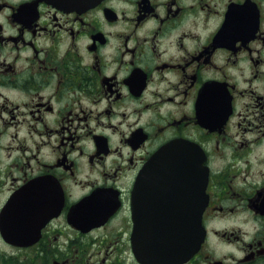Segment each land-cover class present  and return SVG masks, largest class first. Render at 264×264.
<instances>
[{
    "label": "flooded vegetation",
    "instance_id": "1",
    "mask_svg": "<svg viewBox=\"0 0 264 264\" xmlns=\"http://www.w3.org/2000/svg\"><path fill=\"white\" fill-rule=\"evenodd\" d=\"M70 1L0 0V264H141L159 150L183 264H264V0Z\"/></svg>",
    "mask_w": 264,
    "mask_h": 264
},
{
    "label": "water",
    "instance_id": "2",
    "mask_svg": "<svg viewBox=\"0 0 264 264\" xmlns=\"http://www.w3.org/2000/svg\"><path fill=\"white\" fill-rule=\"evenodd\" d=\"M52 3H63L65 0H46ZM100 0H71L72 4L91 7ZM196 198L191 202V212L184 222L177 220H160V150L145 164L137 178L138 197H146L142 191L149 190V216L138 218V226L148 222L149 231L142 236H136L138 243L133 254L141 264H182L190 259L199 249L204 239L202 213L207 200L203 195L205 173L200 169L196 172ZM140 238L143 239L141 243ZM144 248V250H142Z\"/></svg>",
    "mask_w": 264,
    "mask_h": 264
}]
</instances>
